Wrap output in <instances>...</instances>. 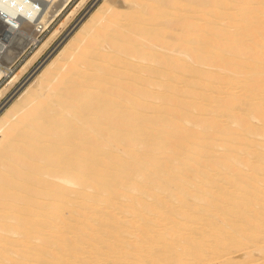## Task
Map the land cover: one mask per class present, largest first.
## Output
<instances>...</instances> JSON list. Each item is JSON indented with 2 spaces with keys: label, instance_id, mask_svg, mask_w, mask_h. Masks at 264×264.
Returning <instances> with one entry per match:
<instances>
[{
  "label": "bare ground",
  "instance_id": "bare-ground-1",
  "mask_svg": "<svg viewBox=\"0 0 264 264\" xmlns=\"http://www.w3.org/2000/svg\"><path fill=\"white\" fill-rule=\"evenodd\" d=\"M63 1L0 0V99ZM79 28L0 108V264H264V0H103Z\"/></svg>",
  "mask_w": 264,
  "mask_h": 264
},
{
  "label": "rangeland",
  "instance_id": "rangeland-1",
  "mask_svg": "<svg viewBox=\"0 0 264 264\" xmlns=\"http://www.w3.org/2000/svg\"><path fill=\"white\" fill-rule=\"evenodd\" d=\"M82 1L83 0H80V1L79 0H65V1H63L61 8L55 14V16L52 18V20L50 21V23L48 24L46 29H44L43 31H41L37 34V37H36L37 43L33 44V45L29 44L28 46H26L23 49V51L21 52V54L19 55V57H17L11 63L10 68H9L10 70L8 69L9 70L8 75L14 73L15 70H18L17 68H19L22 65V63H24L32 55V53H34L33 50L37 49L38 46L55 29H58L57 34L52 38V40H50L48 45L45 47L46 49L44 48L41 51V53H39L35 57V59L32 61V63L25 70L24 74H21V76L18 78V80L8 89V91L0 99V108L2 107V105L7 103L11 98L15 97L16 93L18 94L20 91H22L28 85V83L30 81H32V79H34V77L42 70L44 65H46V63L48 61H50V59L53 58V56H55L57 53H59L61 51V48L64 47V44L66 45L74 37V35H75L74 32H77L78 29H80L79 27H81L89 19L91 13H93L95 11V9L98 8V5H100L101 2H103V0H84L83 2ZM79 2H80V4H79ZM79 5H81V6H79ZM71 12L73 14H71ZM66 16H67V19H66ZM60 22L62 23V25ZM55 25L56 26L61 25V26L59 28V26L56 27ZM10 46L14 47V49L16 50V48H17V46H19V44L11 43ZM49 52H50V54H49ZM39 61H42V62H39ZM7 78H8L7 76H3L2 78H0V88L6 82ZM239 252L237 251L234 254L232 253L231 254L232 257H233V255H234V257L237 255V258L235 257V259H240L241 258L240 255H242V253H241V251H239ZM256 256H257V254H256ZM119 262L120 263L122 262V264H130V263L136 264V262H130V261H118L116 264H120ZM150 262H148V264H150Z\"/></svg>",
  "mask_w": 264,
  "mask_h": 264
}]
</instances>
